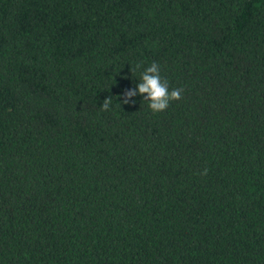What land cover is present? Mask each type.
<instances>
[{
    "label": "trees",
    "instance_id": "obj_1",
    "mask_svg": "<svg viewBox=\"0 0 264 264\" xmlns=\"http://www.w3.org/2000/svg\"><path fill=\"white\" fill-rule=\"evenodd\" d=\"M0 264H264V0H0Z\"/></svg>",
    "mask_w": 264,
    "mask_h": 264
},
{
    "label": "clouds",
    "instance_id": "obj_2",
    "mask_svg": "<svg viewBox=\"0 0 264 264\" xmlns=\"http://www.w3.org/2000/svg\"><path fill=\"white\" fill-rule=\"evenodd\" d=\"M137 69L141 65L137 64ZM161 69L157 62H152L150 66L143 69L141 73L140 82L137 85L138 92L140 95L147 94L144 96V100L149 101V108L153 112H160L169 107L171 101L179 100L182 98V88H169V83L167 79L162 78L160 75ZM135 91H130L127 93L128 96L135 95ZM122 103H128V100H123ZM111 104L110 96L105 98L101 104L104 110L109 108ZM207 169L204 170L206 174Z\"/></svg>",
    "mask_w": 264,
    "mask_h": 264
}]
</instances>
